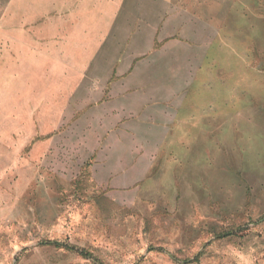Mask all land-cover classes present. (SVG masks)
Listing matches in <instances>:
<instances>
[{"label":"rangeland","instance_id":"1","mask_svg":"<svg viewBox=\"0 0 264 264\" xmlns=\"http://www.w3.org/2000/svg\"><path fill=\"white\" fill-rule=\"evenodd\" d=\"M0 264H264V0H0Z\"/></svg>","mask_w":264,"mask_h":264}]
</instances>
